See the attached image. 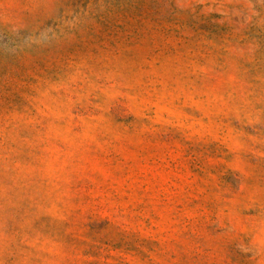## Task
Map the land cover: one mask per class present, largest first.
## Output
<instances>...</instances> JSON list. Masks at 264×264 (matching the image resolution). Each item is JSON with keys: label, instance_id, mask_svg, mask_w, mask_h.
<instances>
[{"label": "rangeland", "instance_id": "1", "mask_svg": "<svg viewBox=\"0 0 264 264\" xmlns=\"http://www.w3.org/2000/svg\"><path fill=\"white\" fill-rule=\"evenodd\" d=\"M0 264H264V0H0Z\"/></svg>", "mask_w": 264, "mask_h": 264}]
</instances>
